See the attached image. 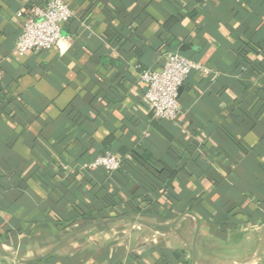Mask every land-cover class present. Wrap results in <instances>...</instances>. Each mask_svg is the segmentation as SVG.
<instances>
[{"label":"crops","instance_id":"1","mask_svg":"<svg viewBox=\"0 0 264 264\" xmlns=\"http://www.w3.org/2000/svg\"><path fill=\"white\" fill-rule=\"evenodd\" d=\"M44 1L0 0V264H264V0H68L62 41L15 53ZM170 53L207 74L155 121L139 75ZM105 150L115 177L83 174ZM160 164L166 191L138 179Z\"/></svg>","mask_w":264,"mask_h":264},{"label":"built area","instance_id":"2","mask_svg":"<svg viewBox=\"0 0 264 264\" xmlns=\"http://www.w3.org/2000/svg\"><path fill=\"white\" fill-rule=\"evenodd\" d=\"M71 18L68 0H45L43 4L34 7L29 20L22 24L14 45L15 53L35 54L53 49L63 39L62 25ZM193 71L207 74V70L201 69L182 54L170 53L160 71L146 70L140 73L139 81L145 88L144 98L153 120L177 121L180 114L179 89ZM120 166L117 155L105 150L86 163L83 169H102L112 175Z\"/></svg>","mask_w":264,"mask_h":264},{"label":"trees","instance_id":"3","mask_svg":"<svg viewBox=\"0 0 264 264\" xmlns=\"http://www.w3.org/2000/svg\"><path fill=\"white\" fill-rule=\"evenodd\" d=\"M103 152V151H101ZM100 152V153H101ZM134 154L132 155L131 158H135V162L137 163L139 169L140 167L142 166V164H146L145 163V158H144V154H139V153H136V152H133ZM99 154V153H98ZM98 154H95L93 155V157H91L86 163H89L90 161H92ZM146 166V165H145ZM120 170H118L116 173L112 174L113 177H115V174H117ZM96 174L97 176H106V177H110V175L106 174L102 169H96V170H86V169H83V174ZM139 175V174H138ZM147 175V174H146ZM175 175H176V172L170 170L166 165H161L159 166L158 169H156V175L155 173L153 172V175L151 174H148L147 177L145 176H142L141 174L138 176V179L144 181L145 183L147 182L148 185H150V187L152 189H155L156 191H159V190H168V188L171 187V183L173 181V179L175 178ZM148 178L145 179V178ZM43 180V179H42ZM106 203V207L107 206H112V202H105Z\"/></svg>","mask_w":264,"mask_h":264},{"label":"water","instance_id":"4","mask_svg":"<svg viewBox=\"0 0 264 264\" xmlns=\"http://www.w3.org/2000/svg\"><path fill=\"white\" fill-rule=\"evenodd\" d=\"M182 51H183V49H181ZM180 91H181V88L179 89V93H180Z\"/></svg>","mask_w":264,"mask_h":264}]
</instances>
